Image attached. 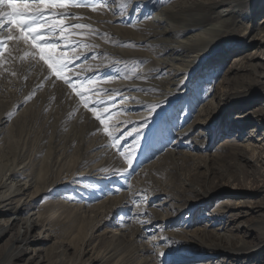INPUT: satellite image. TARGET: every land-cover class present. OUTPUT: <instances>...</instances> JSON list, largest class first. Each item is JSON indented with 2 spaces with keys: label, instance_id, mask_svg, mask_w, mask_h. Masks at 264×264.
<instances>
[{
  "label": "rangeland",
  "instance_id": "374dc122",
  "mask_svg": "<svg viewBox=\"0 0 264 264\" xmlns=\"http://www.w3.org/2000/svg\"><path fill=\"white\" fill-rule=\"evenodd\" d=\"M179 1L126 0L121 7L122 0H94L46 9V23L48 17L63 23L55 33L41 32L55 44L56 54L70 61L60 76L31 40L7 39L19 32H10L5 19L0 32V167L20 164L33 180L49 183L52 190L36 194L34 206L46 195L63 199L64 211L50 217L46 252H56L48 264H169L209 253L212 244L225 240L204 231L215 224L201 216L205 207L194 209L199 198L193 187L240 189L246 184L255 189L264 183L237 146L253 143L259 135L247 130L240 135L239 125L227 128L247 108L241 111L234 104L223 111V104L212 99L215 93L224 96L215 86L236 54L227 55L225 49L234 35L223 37L216 50L201 58L176 52L184 33L179 19L161 10L179 8ZM163 27L169 32L162 37ZM241 50L242 55L246 49ZM181 64L189 66L175 74ZM214 87L217 91L210 95ZM160 97L167 102L151 104ZM227 137L236 144L221 146ZM171 147H178L174 156ZM25 175L17 172L13 178L23 182ZM238 197L254 207L264 205V194ZM247 218L264 220V209ZM163 222L167 225L162 227ZM18 231L21 236L22 224L10 233ZM194 233L203 245L192 238ZM262 237L264 230L255 228L243 239L255 245ZM7 238L0 240V253L19 244ZM221 256L182 263L244 261L223 262ZM25 261L11 258L9 264ZM244 263L264 264V246Z\"/></svg>",
  "mask_w": 264,
  "mask_h": 264
},
{
  "label": "bare ground",
  "instance_id": "6f19581e",
  "mask_svg": "<svg viewBox=\"0 0 264 264\" xmlns=\"http://www.w3.org/2000/svg\"><path fill=\"white\" fill-rule=\"evenodd\" d=\"M179 3V8L172 5L163 7L161 10L163 14H171L175 21L179 19L181 26L179 31L184 33V38L180 49H177L176 52L181 51L185 56L193 59L201 58L202 55L206 56L210 51L216 50L223 37L234 35L235 42L228 43L229 41H226L228 47L225 49L227 55L234 50H236V54L225 68V77L219 85L215 86L221 90L220 95L223 92L224 96L219 97L215 93L212 99H218V104H223V111L231 109L234 104H239L237 108H240L241 111L247 108L235 114L227 128L232 131L235 125H239L236 130L241 133L240 135L246 134V130L251 136L255 133L259 135L253 143L237 144V146L242 147L244 158L255 167V175L264 177V0H180ZM220 6L222 8L217 10ZM260 12L263 15L257 21L254 16ZM168 32L169 30L163 27L159 34L163 37ZM160 35L156 36L161 37ZM212 44L217 46L212 48ZM174 49L170 48L169 51L175 52ZM241 49H246L242 55L243 50ZM191 52L193 53L190 55ZM186 66L189 65L181 64L176 68L175 74L185 71ZM215 87L210 95L217 91ZM163 101H165L163 97L156 98L154 101L151 99V104L155 105ZM253 103L256 104L251 105ZM236 119L237 122H235ZM233 141L234 139L227 137L221 146L236 144ZM170 153L172 156L176 155L178 147H171ZM19 166L20 164H13L2 169L0 167V240L8 236V240L11 238L12 241L17 240L19 243L18 246H11L6 252L0 253V264H9L11 258L19 260L25 258L29 263L48 264L51 254L56 252V249L50 250L49 254L46 252L49 247L47 243L50 242L51 237L49 232L50 217L52 214L64 211L63 199L46 195L38 202L37 206H34L31 200L36 194L52 190V187L47 181L44 182L39 178L33 180L26 170ZM17 172L26 174L23 177V182L13 178V174ZM193 191L199 198V202L194 204V209L199 206L205 207L202 209L205 212L201 216L211 220V225L215 224L212 230L204 231L211 232L218 238L223 237L225 241L224 244L220 241L212 244L213 247L209 248H214V250L209 253L190 258L181 257L176 261H170L169 264H184L182 262L194 259L213 260L220 255H222L223 262L226 260L232 262L243 258L244 261H240V264H246L244 263L246 260H252L257 250L264 246V237L255 245H248L243 238L250 236L255 228L264 230V220L247 218V216L251 214V211L257 212L264 209V205L260 204L254 207L249 202L237 199L241 195L264 194V183L255 189L243 184L240 189L215 190L214 188L198 189L193 187ZM220 197L221 199L215 202L214 208L207 212L206 210L214 199ZM231 197H236V200ZM10 214L15 216H8ZM18 224L24 226L21 236L19 231L15 235L10 233ZM165 225H167L165 222L161 224L162 227ZM154 228H157V224ZM34 230L38 232L36 236L31 234ZM194 234L191 235L192 238L203 245L204 242L196 233ZM221 260L219 259V261Z\"/></svg>",
  "mask_w": 264,
  "mask_h": 264
},
{
  "label": "snow or ice",
  "instance_id": "6c2138e0",
  "mask_svg": "<svg viewBox=\"0 0 264 264\" xmlns=\"http://www.w3.org/2000/svg\"><path fill=\"white\" fill-rule=\"evenodd\" d=\"M94 2V0H22V2H17V0H0V32L3 31V26L5 19L9 25V31L11 32L13 28L19 32L18 36L9 35L7 39H23L25 42L29 40L32 41L34 47L39 49L40 58L47 63L50 70L60 76L62 71L68 67L70 61L64 58L63 54L59 56L56 54V46L50 40L41 37V32H51L55 33L58 29L63 27L62 21L54 19L53 17H48L50 23L45 22V11L48 8L61 7L65 8L70 3L75 5L89 4ZM126 5V0H122L121 7ZM67 15V13H55L54 16ZM75 27L84 28L88 27L86 25H76ZM65 81L68 82V78L64 77ZM71 86V84H70ZM85 107H87V102H85ZM97 119L100 116L97 115ZM101 124L104 121L100 120ZM104 131L109 135L114 134L108 132V128L105 127ZM118 143V142H117ZM116 146V145H114ZM122 155H130L124 154ZM129 166L131 161L128 160Z\"/></svg>",
  "mask_w": 264,
  "mask_h": 264
}]
</instances>
